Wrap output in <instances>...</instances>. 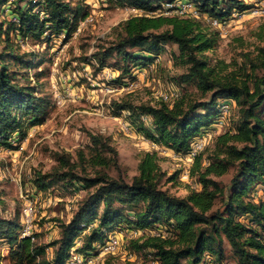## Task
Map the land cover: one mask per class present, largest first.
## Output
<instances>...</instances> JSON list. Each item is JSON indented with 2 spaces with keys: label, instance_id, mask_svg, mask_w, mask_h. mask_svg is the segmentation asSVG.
I'll return each instance as SVG.
<instances>
[{
  "label": "trees",
  "instance_id": "obj_1",
  "mask_svg": "<svg viewBox=\"0 0 264 264\" xmlns=\"http://www.w3.org/2000/svg\"><path fill=\"white\" fill-rule=\"evenodd\" d=\"M133 7L132 15L113 27V37L97 44L83 62L94 73L104 67L117 70L116 83L135 80V71L158 60L160 52H171L184 72L172 76L176 86L195 83L200 97L180 92L171 103L161 98L154 104L130 99L112 102V111L127 114V126L152 142L177 154H188L196 137L211 130L228 105L226 130L214 138V146L194 157L189 176L198 185L186 196L162 187L180 171L167 175L156 151H144L137 173L130 179L113 176L119 168L117 151L109 138L88 134V151L53 152L56 166L35 170L31 183L38 191L59 187L69 193L85 191L71 216L58 222L57 236L45 243L36 235L21 236L19 215H0V244L8 248L11 264H69L71 250L86 262L98 253L110 233L141 232L126 243L129 252L142 254L137 261L112 262L108 253L103 264H264V196L255 200L253 188L264 195V46L255 54H242L237 70L232 63L209 61L220 33L212 19L228 20L244 13L252 4L245 0H108ZM188 2L197 13L179 15L162 12L164 3ZM0 143L23 140L27 130L45 121L50 100L38 94L28 69L42 59L20 51L21 41H41L47 36L65 38L76 31L89 14L85 0H0ZM198 14V15H197ZM206 21H205V20ZM95 63H94V62ZM40 73L34 75L37 77ZM234 112V113H233ZM144 117V118H143ZM233 170L226 185L219 177ZM220 205L214 208L216 202ZM50 249V253L48 252Z\"/></svg>",
  "mask_w": 264,
  "mask_h": 264
},
{
  "label": "rangeland",
  "instance_id": "obj_2",
  "mask_svg": "<svg viewBox=\"0 0 264 264\" xmlns=\"http://www.w3.org/2000/svg\"><path fill=\"white\" fill-rule=\"evenodd\" d=\"M245 1L254 7L244 13L234 12L228 20L216 22L213 19L212 23L219 31L220 37L217 46L206 55L213 64L221 60L232 63L228 70H237L238 64H235V61L241 62L244 52L249 51L254 55L257 47L264 46V0L256 3L257 5L254 0ZM85 2L89 14L71 36L65 38L63 33L59 36L45 34L41 41H21V52L31 53L36 59H42L38 67L30 68L27 72L31 82L37 84L38 94L46 95L50 105L45 121L28 129L23 140L18 142L11 137L8 140L9 147L0 143V215H19L22 225L25 211L31 209V230L39 243L48 242L56 236L58 222L69 219L85 191L69 193L63 192L59 187L38 191L31 183L33 173L35 170L45 172L56 166L53 152H68L74 159L78 150L87 152V146L90 144L89 133L109 138L110 144L117 151L119 168L111 167L108 170L113 176L121 175L130 179L137 173L140 154L144 151H156L160 158L159 164L167 175L180 171L175 181L164 180L163 188L183 197L188 194L190 188L198 187L189 176L193 162L189 154H177L132 131L127 126V113L122 111L120 115H115L111 107L113 101L123 98L130 99L135 104H154L171 91L176 94L186 92L199 98L200 92L195 83L185 84L180 88L171 80L172 76L185 71L183 66L175 63L171 55V52L177 51V47L167 46L166 50L160 52L155 63L142 71L134 72L133 81L114 82L118 72L113 67H104L94 73L92 66L81 58L91 54L97 44L112 39V29L119 22L143 12L133 7L114 5L108 0ZM164 4L162 12L165 13ZM8 18L9 14L0 15V21ZM223 23L224 26L220 25ZM37 72L40 74L36 77L34 74ZM172 100L173 98H169L167 101L171 103ZM226 106L228 105L222 106V114L212 124L211 130L196 137L192 142L205 138L202 149L204 155L206 149L213 148L216 135L230 130L229 112L224 109ZM232 171L231 169L215 179L224 186L228 183ZM261 196L263 198L264 195L259 187L253 188L251 197L259 200ZM219 205L220 200L214 208ZM110 234H114L119 243L118 249L110 253L113 256L112 262L137 261L138 257L142 256L131 253L126 248L128 238L137 237L141 232L127 233L123 230ZM7 249L6 245L0 244V264H11ZM48 252L50 253V249ZM97 254L90 258L91 262L83 264H103L108 253ZM233 263L230 258H226L225 264Z\"/></svg>",
  "mask_w": 264,
  "mask_h": 264
},
{
  "label": "bare ground",
  "instance_id": "obj_3",
  "mask_svg": "<svg viewBox=\"0 0 264 264\" xmlns=\"http://www.w3.org/2000/svg\"><path fill=\"white\" fill-rule=\"evenodd\" d=\"M182 3H186V5H192L191 3L188 2H182ZM167 4H171V3H165V13L168 14V8H167ZM179 4V3H177ZM169 12H173L175 14H179V15H184V14H188V12L190 13H194L196 14V12H192V11H169ZM164 13V12H163ZM198 15V14H197ZM213 19L211 20V23H213ZM215 21L217 22L218 20L215 19ZM222 21V20H221ZM220 21V22H221ZM216 25V24H215ZM214 26V25H213ZM215 27V26H214ZM160 59V58H159ZM135 83V82H134ZM125 86V85H124ZM179 94H176L174 91H171L168 95H163L164 97H162L163 99L167 100L169 98H175L176 96H178ZM167 96V97H166ZM227 105V104H226ZM228 106L224 107V109L226 110ZM144 118V117H143ZM212 136V135H211ZM205 138L203 137L202 139H200L199 141H195L198 142L196 145L192 144L190 151L188 152L189 156L191 158H193L200 150L203 149L204 147V141ZM207 143V142H206ZM187 154V155H188ZM25 217L23 219V223H22V228H21V236H29L32 233L31 230V222H32V210L30 209V211L27 209L25 211ZM34 221V220H33ZM26 224H29V234H23L24 232H26ZM117 237L114 234H109L108 238L105 240V242L102 245H99L98 248V254L97 255H102V254H106V253H113L116 251V249H118L119 247V243L117 241ZM115 243V245H113ZM105 248H107L105 250ZM92 257V256H91ZM76 258V259H75ZM94 258V257H93ZM88 262H91V259L87 260ZM86 261V262H87ZM83 261L82 257L75 253L73 250H71V258L69 261V264H83L86 263Z\"/></svg>",
  "mask_w": 264,
  "mask_h": 264
},
{
  "label": "built area",
  "instance_id": "obj_4",
  "mask_svg": "<svg viewBox=\"0 0 264 264\" xmlns=\"http://www.w3.org/2000/svg\"><path fill=\"white\" fill-rule=\"evenodd\" d=\"M261 0H254V4L257 5L256 3L260 2ZM254 7V5H252V8ZM167 8H168V12L169 11H192V12H196V9L194 7V5H186V3H179V4H167ZM257 12V10H256ZM225 23L220 24L222 26H224ZM128 85V84H126ZM198 142H194L192 144L196 145ZM30 211V209H28ZM23 234H29V224H26V232H24ZM115 245V243L113 244ZM107 248H105L106 250ZM76 259V258H75Z\"/></svg>",
  "mask_w": 264,
  "mask_h": 264
},
{
  "label": "crops",
  "instance_id": "obj_5",
  "mask_svg": "<svg viewBox=\"0 0 264 264\" xmlns=\"http://www.w3.org/2000/svg\"><path fill=\"white\" fill-rule=\"evenodd\" d=\"M168 150H170V149H168ZM56 236H57V232H56ZM56 236H55V237H56Z\"/></svg>",
  "mask_w": 264,
  "mask_h": 264
}]
</instances>
